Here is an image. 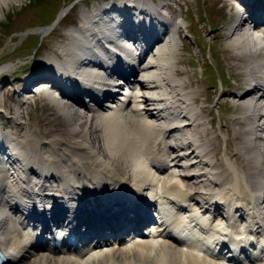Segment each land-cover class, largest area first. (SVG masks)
I'll use <instances>...</instances> for the list:
<instances>
[{
	"label": "bare ground",
	"instance_id": "bare-ground-1",
	"mask_svg": "<svg viewBox=\"0 0 264 264\" xmlns=\"http://www.w3.org/2000/svg\"><path fill=\"white\" fill-rule=\"evenodd\" d=\"M249 3H254L251 15L238 17L224 45L229 67L243 72L244 88L235 86L238 91L230 98L239 100L242 135L249 136L235 148L245 170L228 159L218 163L213 142L199 143V129H204L201 113L193 106L196 97L178 78L181 72L174 70L177 25L163 20L153 0H108L82 14L61 49L45 57L31 78L21 80L25 83L20 92L32 93L30 86L39 85L54 106H42L36 133L20 139L6 132L0 120V255L4 264H20L32 257L46 264L47 257L36 255L43 249L56 255L88 256L102 248L99 255H91L90 264H133L151 252L144 247L125 248L124 242L130 237L146 238L149 228L177 246L198 247L223 264H264V53L253 51V32L264 30V23L260 24L264 1ZM63 11L50 28L67 12ZM250 20L253 23L246 28ZM93 66L100 73L91 72ZM115 71L123 73L132 86L128 95L118 97L117 85H112L113 90L107 87ZM80 95L92 106L84 105ZM108 100L112 102L107 108L103 101ZM76 107H84L85 112ZM104 111L146 115L165 130L152 169L127 179L120 170L106 175L101 165L92 163L104 140L110 150L115 147L111 119L99 118ZM17 118L9 122L18 125ZM101 128L107 130L103 139ZM235 135L240 140L239 133ZM171 140L176 143L172 145ZM177 160L184 162L181 178L187 191L170 187ZM190 168L199 170L188 174ZM203 178L212 186L195 191L198 183L193 180L201 183ZM150 218L154 222L147 223ZM53 227L60 228L61 240L71 233L79 242L76 250L64 241L59 248L44 243L56 238L49 229ZM84 242L88 243L78 245ZM226 243L234 248L227 249Z\"/></svg>",
	"mask_w": 264,
	"mask_h": 264
},
{
	"label": "rangeland",
	"instance_id": "rangeland-1",
	"mask_svg": "<svg viewBox=\"0 0 264 264\" xmlns=\"http://www.w3.org/2000/svg\"><path fill=\"white\" fill-rule=\"evenodd\" d=\"M105 1L108 0H30L26 7L8 15L6 22L0 23V69L9 65L0 72V120L6 132L18 134L20 139H25L26 134L36 133L37 116L41 115L42 106H54L43 90L38 94L28 92L27 95L20 92L23 86L17 81L23 73H33L31 69L34 70V67L31 64L36 63L37 66L38 63L39 68L45 57H50L65 44L69 39L66 34L78 27L83 13L102 7ZM153 1L162 12L163 20L169 21L167 23L170 25H177L174 70L181 72L178 78L192 93V97H196L193 106L196 113H201L204 129H199V143L213 142L218 163L228 159L236 168L245 170L243 159L237 158L235 148L241 147V141L244 138L249 139V136L242 135V125L239 123L242 108L239 100L230 98L233 92L238 91L235 86L244 88L243 72L238 74L236 68L229 67V52L224 45L229 41L228 29L243 14L237 11L232 2H238L244 7L251 1L262 3L264 0ZM253 4L244 7L248 10L247 16L251 15L250 8ZM64 8L68 10L60 21L54 27L48 28ZM178 20L181 22L178 23ZM263 23L264 21L260 22ZM46 30L49 31L45 35L41 33ZM134 76L132 75L131 79H134ZM15 91L28 97H20ZM117 96L119 97V94ZM129 107L128 105L126 111L130 110ZM77 109L80 113L85 112L84 107ZM52 110L54 113V109ZM13 118H17L18 125L9 122ZM235 133H239L240 140L235 138ZM169 142L172 145L176 143L173 140ZM175 162L179 165L175 169L184 173V168L180 166L184 162ZM198 170L199 168H190L187 173L192 174ZM193 182L198 183L195 189L198 192H204L212 186L207 178H203L201 183L199 179ZM241 189H244V186L241 185ZM213 220L218 221V218ZM128 226L131 227V224ZM37 252L47 253L44 249ZM32 259L33 257L20 264H29Z\"/></svg>",
	"mask_w": 264,
	"mask_h": 264
},
{
	"label": "clouds",
	"instance_id": "clouds-1",
	"mask_svg": "<svg viewBox=\"0 0 264 264\" xmlns=\"http://www.w3.org/2000/svg\"><path fill=\"white\" fill-rule=\"evenodd\" d=\"M30 0H0V23L6 22L7 16L15 11L26 7ZM181 21L178 20V23ZM255 38L254 52L264 53V30L253 32ZM101 119H111V137L114 149L110 150L107 140L99 154L92 161L93 164L101 165L104 174H114L117 170L124 173L127 179H132L141 172L150 169L151 161L158 153L159 147L164 141V129L146 115L127 113H115L112 111L99 113ZM104 128L100 129L101 138L106 135ZM173 184L182 191H187V184L181 178L183 173L172 170ZM159 195H164L160 191ZM125 248L144 247L151 255L137 259L133 264H223L222 261L214 260L198 247H189L187 244L177 246L163 237H158L155 230H146V238L130 237L123 245ZM109 246H104L107 248ZM155 251H152V250ZM101 250H94L88 256H80L77 253H37V256L48 258L46 264H90L91 255H99ZM118 250V248H117ZM66 257H69L66 259ZM29 264H39L33 257ZM117 264V262H114Z\"/></svg>",
	"mask_w": 264,
	"mask_h": 264
}]
</instances>
